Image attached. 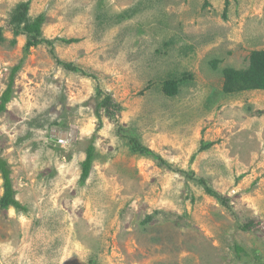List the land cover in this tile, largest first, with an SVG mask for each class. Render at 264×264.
<instances>
[{
    "label": "rangeland",
    "instance_id": "rangeland-1",
    "mask_svg": "<svg viewBox=\"0 0 264 264\" xmlns=\"http://www.w3.org/2000/svg\"><path fill=\"white\" fill-rule=\"evenodd\" d=\"M26 2L39 43L14 30ZM257 51L264 0H0V102L20 65L0 154L26 207L0 205V264H264Z\"/></svg>",
    "mask_w": 264,
    "mask_h": 264
},
{
    "label": "trees",
    "instance_id": "trees-1",
    "mask_svg": "<svg viewBox=\"0 0 264 264\" xmlns=\"http://www.w3.org/2000/svg\"><path fill=\"white\" fill-rule=\"evenodd\" d=\"M29 12H28V3H20L18 4L17 11L14 14L13 17V24H14V30L18 33H25L29 39L30 42H41L45 40L42 38V33H41V25L43 22V15H39L35 17L32 21L29 22ZM47 41V40H46ZM50 41V40H49ZM256 57L258 59H261L263 61L264 58V51H257ZM65 67L71 68L73 70H77V67L72 66L71 64H64ZM20 65H17L13 68V72L11 73L10 80L8 83L7 88L3 92L1 96V102H0V112L4 111L6 109V104L10 101L12 93H13V83H14V77L15 73L19 70ZM170 84L171 87H175L176 84L175 82H169L168 85ZM97 95L100 100L97 101V106H96V111L98 114V111L101 108H105L106 106H117L115 102H113L112 98L110 95L105 96L102 91H98ZM102 95L105 97L102 98ZM101 97V98H100ZM131 147L133 151L140 153V154H145V155H150L152 156L153 152L152 150L144 146L141 142H139L135 138H131L130 140ZM211 143H206L203 146V149H206L209 147ZM154 155V154H153ZM157 157V155H154ZM94 158V146L90 144L87 148V157L86 159L82 162V178L85 179L88 177L90 174L91 166H92V160ZM0 172L3 177V188L4 192L2 194V197L0 198V205L2 207H15L17 210H26V207L21 204V202L16 199L15 194L16 190L13 187V181L11 178V167L7 160L1 156L0 154ZM190 175V174H189ZM82 179V180H83ZM193 179V176H192ZM196 181H200V183L203 184V186L206 188L207 193L216 196L218 199H222L221 194L217 191L211 188L206 180L204 178H196L194 177ZM225 200V199H224ZM244 228H247V226H243ZM234 249L237 253L238 256H241L243 253H245L247 256L248 253L246 252V249L239 244H235Z\"/></svg>",
    "mask_w": 264,
    "mask_h": 264
},
{
    "label": "built area",
    "instance_id": "built-area-1",
    "mask_svg": "<svg viewBox=\"0 0 264 264\" xmlns=\"http://www.w3.org/2000/svg\"><path fill=\"white\" fill-rule=\"evenodd\" d=\"M59 143H64V140L62 138H58Z\"/></svg>",
    "mask_w": 264,
    "mask_h": 264
}]
</instances>
